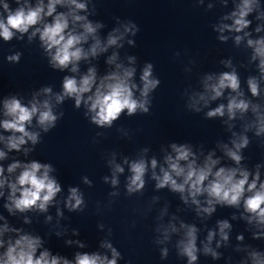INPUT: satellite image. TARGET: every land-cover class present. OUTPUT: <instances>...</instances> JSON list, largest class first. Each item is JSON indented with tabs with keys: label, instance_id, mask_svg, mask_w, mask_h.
Segmentation results:
<instances>
[{
	"label": "clouds",
	"instance_id": "9594fccd",
	"mask_svg": "<svg viewBox=\"0 0 264 264\" xmlns=\"http://www.w3.org/2000/svg\"><path fill=\"white\" fill-rule=\"evenodd\" d=\"M227 5L228 0H222ZM17 7L13 10L5 2L3 12L0 13V38L4 41H11L16 33H28L29 40L39 36L41 47L49 57V65L56 70L64 71L69 69L72 73L79 71L78 64L81 60H88L90 57L95 58L99 54L106 52L110 47H122L120 43L126 33L131 32L136 35L139 27L129 22L124 26V31L120 32L119 28L113 29L109 33L106 42H102L97 35V30L103 25L93 23L87 15H81V11L87 10V3L78 2V0H48L45 5L43 0H38L33 7L29 0H15ZM203 3V0H200ZM57 6L65 8L66 11H57ZM211 7V5H209ZM257 11L256 18L264 19V11L260 10L259 0H240L236 4L235 10L225 19H230L231 24H221L216 29L220 33L229 32L241 33L235 36L237 44L244 37L250 36V33L244 30L249 27L251 21L247 18L251 13ZM51 18L50 20L48 18ZM260 32L258 26L255 29ZM91 39L93 42L87 50L84 45ZM218 39L221 42L227 41L228 37L220 35ZM130 45L134 44L133 40H128ZM247 46L253 50L251 60H258V70L260 73L257 77H249L247 85L253 97L260 96V81L264 80V37L258 39H247ZM21 54L16 53L7 57L9 62L18 63ZM118 55L113 52L108 58L107 63L114 65V70L98 78L97 71L90 67L87 73L77 78L76 76H65L63 78L62 92L54 94L51 87H44L32 95V98L23 103L22 98L18 95L6 96L2 101V112L4 119L0 120V129H3L8 135H0V142L3 143L7 152H20L24 154L32 151V148H23L29 141L33 147L40 142V132L30 131L29 126L35 119L38 127L45 133L56 127L57 121L63 116L54 113V103L61 104L65 98H72L75 101V107L78 109L83 104L87 109L85 115L89 116L91 123L98 127H112L113 122L119 119L121 114L133 116L138 111L140 113H149L151 104L150 94L160 85V80L153 76V65L146 64L139 77L141 85L134 81L136 74L135 67H125L122 63H117ZM130 62H135V57L128 58ZM226 67H231V71H225L219 75H206L203 80L204 91L194 94L191 99L190 107L195 111H200L197 105L201 102L208 106L211 101H216L224 96L226 90L231 93L227 98V104L220 103L214 109L206 113L208 119L215 117H224L227 115L228 120H234L237 114L241 118L251 110L255 119L245 125V131L255 128V135L264 134V112L261 111V105L254 103L243 97L240 91L241 82L239 75L231 61H222ZM69 66H71L69 68ZM139 92V97L136 92ZM44 94L47 98L39 100L37 97ZM235 135V133H234ZM232 147L223 145L224 154L236 165H241L243 156L241 150L248 147L250 141L246 135H240L238 139L231 141ZM173 154L165 157L164 165L159 168V175L155 171L157 160L151 159L150 167L152 169V178L157 181L156 188H170L171 191L181 194V199L188 203L189 199L194 205H197V212L211 215L216 211V205L240 207L243 206L244 212L249 214L247 219L249 223L253 220L257 226H264V182L261 181L260 168L256 165L254 174L250 173L243 167H224L220 164L219 158L214 159L213 153H209L203 164L197 163V156L191 147L185 144H171ZM145 151H147L145 149ZM7 152L0 150V160L7 156ZM113 164L111 184L115 187L118 184L117 174L123 173L124 168L110 161ZM125 164L129 165L131 175L128 177L126 185L129 194L139 192L145 186V174L149 168V162L144 158L129 163L127 159ZM19 170V171H17ZM54 171L51 164H42L38 161L22 163L15 160L5 168L0 166V196L4 195L3 189L7 187V203L4 207L9 213L19 211L24 213L32 209H38L46 212L48 206L53 203L54 198L61 192V186L57 180L50 176ZM15 174V175H14ZM251 175V180H250ZM109 178L104 177L108 182ZM86 184H90L87 177L84 178ZM111 195H116L112 193ZM199 196H205V204L201 207ZM84 204L83 194L78 188H69V195L65 201V206L69 210L81 209ZM58 215L62 213L58 210ZM3 217H0L2 219ZM235 219V217H233ZM50 220L51 217H48ZM27 222V221H25ZM102 227V226H101ZM181 228L185 229L184 237L178 242L179 255L187 257L188 264H195L197 261V228L194 225L181 223ZM231 225L227 220L218 221L219 235L223 241L228 240V234L225 229H230ZM169 230L176 232L174 225L164 228V240L169 239ZM16 232L18 238H9L7 241L0 238V248L5 250L0 253V264H73L67 258L52 255L49 250H38L42 247V239L39 236L24 234L18 229H9L7 224L0 230V237L5 232ZM216 233L209 231L207 242L203 245V253L211 254L212 257L218 258L219 254L211 247ZM264 233H254L253 238H259ZM243 240V236L237 237ZM163 243V241H159ZM67 243H72L68 241ZM79 247L83 244L77 242ZM219 242L217 247H219ZM102 247L110 250L111 259L107 255L99 253H77L74 264H117L121 258L120 252L110 242L105 241ZM168 255L167 248L161 250V257L166 258ZM249 258L252 264H264V253L256 250L249 252ZM242 264H247L243 261Z\"/></svg>",
	"mask_w": 264,
	"mask_h": 264
}]
</instances>
